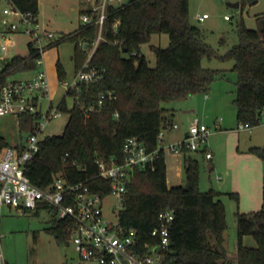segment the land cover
Returning <instances> with one entry per match:
<instances>
[{"label":"trees","instance_id":"1","mask_svg":"<svg viewBox=\"0 0 264 264\" xmlns=\"http://www.w3.org/2000/svg\"><path fill=\"white\" fill-rule=\"evenodd\" d=\"M24 12L39 13V0H12ZM257 0H249L254 3ZM244 5V2L242 3ZM92 14V8L82 10ZM96 15H94V20ZM258 28L237 21L238 41L224 53L208 41L204 29L190 19L189 0H129L111 6L102 29L103 38L89 60V67L104 72L99 82L82 83L78 94L67 92L59 108L69 117L62 134L46 135L42 147L27 163L26 174L37 186L47 189L54 176L62 173L72 182L85 181L95 192H109L111 181L99 176L96 159L124 156L128 138H139L148 150L158 148V136L170 126L163 102L185 99L206 92L218 79L230 80L236 75L237 121L258 125L259 112L264 107V14L258 16ZM155 33H167L170 44L163 48L152 45L157 59L151 66L143 53ZM99 26L80 25L68 39L74 43L75 73L87 62L89 49L98 40ZM59 42L50 45H56ZM221 44H227L225 36ZM27 56L15 55L0 68V87L16 73L37 69L40 56L33 42ZM234 62L231 69L209 68L203 59ZM60 79H66L62 64H58ZM112 91L114 98L98 102L102 93ZM67 96H77L72 108ZM91 106L93 110L87 111ZM37 114H22L20 128L34 131ZM0 132V154L9 146ZM264 161V147L250 149ZM184 150V169L187 183L169 186L165 149L161 148L154 165L137 169L128 184L126 202L120 212V224L135 228L140 240L154 243L152 230L158 225L159 213L170 207L175 219L171 225L170 252L167 261L180 264H264V180L263 203L251 213L236 212L237 258L232 260L226 248V207L221 193L200 189L199 162ZM239 200L236 194L229 193ZM49 231L59 242L68 239L67 223L58 220L56 209ZM246 235H252L256 246L244 245Z\"/></svg>","mask_w":264,"mask_h":264},{"label":"rangeland","instance_id":"2","mask_svg":"<svg viewBox=\"0 0 264 264\" xmlns=\"http://www.w3.org/2000/svg\"><path fill=\"white\" fill-rule=\"evenodd\" d=\"M80 1L85 2V10L92 8L94 2V0H39L38 16L41 30L53 32L55 35L52 40L42 39L46 50L43 53L44 65L39 66L48 74L50 100L53 101L54 106H57L67 93V88L58 73V64L60 63L64 67L65 81H71L75 75L74 43L68 39V36L80 27V7L82 5ZM238 1L241 2L239 8L228 5V2ZM189 2L191 21L205 30L207 41L220 53H224L238 41L237 21L243 20L248 27L258 28L257 16L264 13V0H259L255 4H251L249 0H189ZM7 9H9L8 1L0 0L1 69L15 55H29V43L35 38L25 32V26L20 23L19 30L12 33L13 41L9 51H1L2 31L7 28V24L15 19V16L7 14ZM204 13L209 15L208 18L199 21L197 16ZM226 16H229L230 19H227ZM222 36L227 39L226 45L220 43ZM56 42L59 43L50 47L52 43ZM169 44V34L155 33L152 35L151 41L143 46V53L151 66L155 67L157 64L156 55L151 46L157 45L166 48ZM233 64L232 60L203 59V65L211 68L229 69ZM32 73L29 72L26 75L16 73L9 79L26 77ZM235 76V74L231 75L232 79L230 80H216L206 92H198L185 99L162 103L169 120L178 124V128L163 130L167 139L171 140L167 142L164 137L165 145L183 140L185 130L189 127L191 120L198 119L212 130L209 136V149L214 153L213 169L203 148L192 151L191 155L199 162L200 189L202 191L214 189L221 193L224 200L227 219L225 243L230 256H235L238 251L236 212H243L242 197L235 187L244 186L249 181V177L255 175L259 169V172L262 173V181L264 179V161L250 150L256 146L264 147V114L258 125H253L251 129H238L237 108L234 103ZM66 101L68 107L72 108L74 99L67 96ZM48 106L49 99L41 97L39 110L46 111ZM68 117V112L61 111L59 117L47 125V134H62ZM0 132L10 145L18 144L21 138H26L28 135L26 130H21L17 115L0 116ZM165 158L168 170L171 165L177 164L178 162L175 161L179 159V168L173 169L167 181H170L172 185H185L187 180L184 169V152L175 154L166 149ZM230 167L235 171L236 182H232L230 175L226 173ZM218 175L222 176L221 180H218ZM229 193L236 194L239 200L231 197ZM115 205H117L116 198L108 196L105 199L104 212L107 218L118 223L119 219L114 214ZM53 218L54 212L48 209H42L39 213H18L8 206L2 208L0 251L3 252L9 264H74V260L71 258L74 250L73 243L66 240L59 242L49 231ZM249 238L254 241L255 245V238L252 235H249Z\"/></svg>","mask_w":264,"mask_h":264},{"label":"built area","instance_id":"3","mask_svg":"<svg viewBox=\"0 0 264 264\" xmlns=\"http://www.w3.org/2000/svg\"><path fill=\"white\" fill-rule=\"evenodd\" d=\"M9 9L7 14L15 19L7 24L2 31L1 51L8 52L12 41V33L19 30L20 23L25 26V32L35 38L32 41L40 56L37 59V69L31 75L8 80L0 87V116L22 114H37L34 131L28 133L24 142L9 145L0 154V223L2 208L8 206L18 213L34 212L41 205H48L56 209V217L67 223L68 239L73 243L76 256L74 264H180L167 261L170 252L171 225L175 219L174 210L170 207L162 210L158 216V225L152 230L151 236L155 242L140 240L135 228L125 230L120 224V212L126 202L128 184L137 169H144L154 165L159 150L168 149L173 153H182L185 149L205 151L208 160L213 159V152L209 149V136L212 130L199 120L192 122L183 140L165 145L164 132L158 136V148L148 150L144 142L137 137L128 138L124 144V156L104 158L98 157L96 162L99 176L111 181L110 190L105 194L95 192L85 181L72 182L67 176L58 173L53 183L47 189L35 185L26 174L27 163L41 150L42 142L47 132L49 122L59 117V104L54 106L50 100V83L46 70L40 69L44 65L43 53L46 50L42 39L52 40L54 33L42 31L38 13L24 12L17 8L12 0H7ZM129 0H94L92 14H81L80 25L95 22L100 28L98 40L89 49V57L84 66L78 70L71 81L63 80L67 92L79 93L82 83L99 82L104 78V72L96 67H89V60L93 56L102 37V29L107 21L109 8L120 6ZM94 15L96 19L94 20ZM208 14L198 15L203 21ZM230 19L229 16H226ZM48 98L49 106L46 111L39 110L40 98ZM76 101V97L71 96ZM106 98H114L113 92L102 93L99 106L104 105ZM91 106L87 111L93 110ZM264 114V107L262 109ZM177 128L178 125L174 124ZM250 123L238 124L239 130L251 129ZM114 196L117 200L114 214L118 223H114L105 216V199ZM118 207V208H117ZM0 264H9L0 251Z\"/></svg>","mask_w":264,"mask_h":264},{"label":"crops","instance_id":"4","mask_svg":"<svg viewBox=\"0 0 264 264\" xmlns=\"http://www.w3.org/2000/svg\"><path fill=\"white\" fill-rule=\"evenodd\" d=\"M258 1L259 0H257L254 3H251V2L250 3L251 4H255ZM80 3L82 4L81 7L79 6L80 7V14H82L81 11L84 10L86 4H85V2L83 3V1H80ZM240 6H241V2H240ZM263 14H260L258 16H261ZM258 16H257V20H258ZM233 65L229 69H231L233 67ZM205 67H207V66H205ZM209 68H211V67H209ZM215 68L216 69H228V68H218V67H215ZM28 73L29 72H23L21 74H25L26 75ZM196 120H198V119H196ZM194 121L195 120H191L190 124L192 122H194ZM169 122H170L169 123L170 126L168 128L169 129L170 128H173L175 123L171 119H170ZM187 130H188V128L185 130V135H186ZM164 137L166 139L168 138V137H166L165 134H164ZM24 141H25V138H21L18 144H20L21 142H24ZM166 141L169 142L171 140L170 139H167ZM175 154H179V153H175ZM213 156H214V153H213ZM213 160H214V157H213V159H210V162H211L210 165H211V168L212 169H213ZM175 162H178V163L177 164H174L173 166L171 165L170 168H169V170L167 169V178H168L169 174L172 173V171H173L174 168H179V159H176ZM259 170L256 171V174L255 175H253L252 177H249V179H248L249 181L244 186H242V187H235V190L238 191L241 194V197H242V202H241L242 203V210H243L242 213H251V212L257 211L262 206V203H263V181L261 179L262 178V173L259 172ZM226 173H227V175H230V177L232 179V182H234V181L236 182L237 179H235V177H236L235 176V171L231 167L226 170ZM217 178H218V180H221L222 179V176L221 175H218ZM168 185L169 186H174V185H172V183L170 181H168ZM243 242H244V245H247V246H256V244H257V242H256V244L254 245V241L251 240V238H249V235H246L244 237ZM73 252H74V250H73ZM229 257L234 261L237 258V254L235 256H230V254H229ZM230 264H233V263H230Z\"/></svg>","mask_w":264,"mask_h":264},{"label":"water","instance_id":"5","mask_svg":"<svg viewBox=\"0 0 264 264\" xmlns=\"http://www.w3.org/2000/svg\"><path fill=\"white\" fill-rule=\"evenodd\" d=\"M228 5L234 8H239L240 7V2H228ZM262 112H259V115H261ZM76 256V252H72L71 258H74Z\"/></svg>","mask_w":264,"mask_h":264}]
</instances>
